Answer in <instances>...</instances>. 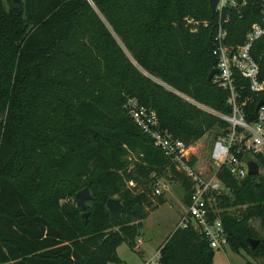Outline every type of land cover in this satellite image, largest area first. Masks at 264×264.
I'll list each match as a JSON object with an SVG mask.
<instances>
[{"label":"trees","instance_id":"obj_1","mask_svg":"<svg viewBox=\"0 0 264 264\" xmlns=\"http://www.w3.org/2000/svg\"><path fill=\"white\" fill-rule=\"evenodd\" d=\"M257 2L225 10L228 43H241L260 19ZM215 22L208 0H0V264H121L116 247L133 249L141 221L164 202L149 194L165 172L187 204L190 182L122 104L134 97L153 109L185 145L212 142L225 123L177 93L229 113L226 93L206 79ZM250 54L264 83V34ZM257 100L264 88L246 112L254 115ZM221 178L230 191L218 204L227 246L264 259L250 224L264 231V176ZM84 187L91 199L80 209L69 198ZM113 196L117 218L104 205ZM248 238L258 241L253 249ZM157 250L158 264H212L214 254L190 226L174 227Z\"/></svg>","mask_w":264,"mask_h":264},{"label":"built area","instance_id":"obj_2","mask_svg":"<svg viewBox=\"0 0 264 264\" xmlns=\"http://www.w3.org/2000/svg\"><path fill=\"white\" fill-rule=\"evenodd\" d=\"M244 5L245 0H216L212 13L216 15V22L211 40V54L215 59L211 81L226 93L225 103L230 111L226 114L210 113L225 123V130L213 140L211 163H201L193 146L185 145L161 128L153 109L141 105L134 97H127L122 104L126 116L190 182L188 202L176 227H192L213 250L227 245L220 218L223 208L218 204L221 197L228 196L229 188L221 175L225 173L236 181L241 180L248 175L247 162L252 161L257 167L255 175L264 176V103L255 109L257 100L254 115L245 110L246 104L264 88L263 81L258 80V64L250 54L252 43L264 34V0H258L260 19L250 23L242 42L232 44L226 41L228 14L225 10L232 8L240 13ZM183 21L190 26L199 24L191 17H184ZM207 22L203 20L200 23L206 26ZM238 78L245 80L247 85ZM246 115L251 118L246 119ZM152 193L159 195L160 190L154 188ZM137 242L134 247H137ZM158 254L156 250L144 264H158Z\"/></svg>","mask_w":264,"mask_h":264},{"label":"rangeland","instance_id":"obj_3","mask_svg":"<svg viewBox=\"0 0 264 264\" xmlns=\"http://www.w3.org/2000/svg\"><path fill=\"white\" fill-rule=\"evenodd\" d=\"M113 34V33H112ZM115 40L118 44L121 45L119 39L113 34ZM122 46V45H121ZM123 48V47H122ZM126 55L128 57L129 54L123 48ZM156 80V79H154ZM180 97L185 100H188V97L177 93ZM191 102V101H190ZM194 103L200 109L206 111L207 113H211L212 110L208 107H203L195 102ZM213 142H211V135L206 137L204 136L199 141L193 144V149H195V153L198 156V159L201 160V163L209 164L210 153ZM157 180H160L157 183ZM132 184L127 183V186ZM154 188H158L160 190V196L163 197L164 202L161 204H157L156 208L152 211H149V214L144 219V226H142L141 233L137 234V238H142L143 244L140 247H134L133 249H129L125 243L119 244L117 248L118 258L121 260V264H144L148 261L157 248L162 244V242L166 239L163 237L171 233L174 227L177 226L178 220L183 213L182 206L183 205V190L180 185V181L175 177L171 176L170 173L165 172L163 175L156 178L155 185L152 187V191ZM230 192V191H229ZM227 191L226 194L230 195ZM157 195H153L152 192L149 194V198L151 203H156ZM113 198H115L113 196ZM70 201L73 202V197L69 198ZM232 213L237 214L238 208H229ZM236 209V210H234ZM234 210V211H232ZM251 226L257 232V235L264 239V231L259 227L257 220L250 221ZM142 225V222H141ZM141 228V226H140ZM139 228V230H140ZM139 233V231H138ZM136 237L133 240V246L136 244ZM264 263V259H253L243 250H239V252H233L229 249V247L225 244L217 249H214V254L212 257V264H262ZM110 264V263H107Z\"/></svg>","mask_w":264,"mask_h":264},{"label":"water","instance_id":"obj_4","mask_svg":"<svg viewBox=\"0 0 264 264\" xmlns=\"http://www.w3.org/2000/svg\"><path fill=\"white\" fill-rule=\"evenodd\" d=\"M215 3H216V0H208V8H209L210 13H213ZM214 73H215V69L214 68L210 69V71L206 75V79L210 80ZM262 102H263L262 100H258V102L255 105V109H257L262 104ZM247 168H248V171H247L248 175H255L257 173L256 164L253 163L252 161L247 162ZM90 199H91V196L86 187L79 189L73 195L74 206L79 207L80 209H84L85 201L90 200ZM104 205H105L107 212L112 217H115V218L119 217V214L122 211V206L120 204V201L117 198H113V197L107 198ZM86 214H87L86 212H82V217L85 218ZM257 242L258 241L256 239H251V238L247 239V243L250 249H253L256 246Z\"/></svg>","mask_w":264,"mask_h":264},{"label":"crops","instance_id":"obj_5","mask_svg":"<svg viewBox=\"0 0 264 264\" xmlns=\"http://www.w3.org/2000/svg\"><path fill=\"white\" fill-rule=\"evenodd\" d=\"M191 102H194L193 100H191L190 98H188ZM188 101V100H187ZM189 101V102H190ZM196 103V102H195ZM194 104V103H193ZM198 104V103H197ZM200 105V104H199ZM201 106H203V105H201ZM203 107H205V106H203ZM184 206H185V204H183ZM182 209H184V207L182 206ZM149 214V213H148ZM147 217V216H146ZM145 219V218H144ZM144 219L141 221L142 222V225H141V228H140V230H139V233H138V236L137 237H139V234L141 233V229H142V226H144ZM169 234H170V232H169ZM168 234V235H169ZM167 235V236H168ZM166 236V234L163 236V237H167ZM136 237V240L137 241H139V242H137V247H140L142 244H143V240H142V238H137ZM116 255H117V248H116ZM117 257H118V255H117ZM119 259V258H118ZM120 260V259H119ZM121 261V260H120Z\"/></svg>","mask_w":264,"mask_h":264}]
</instances>
